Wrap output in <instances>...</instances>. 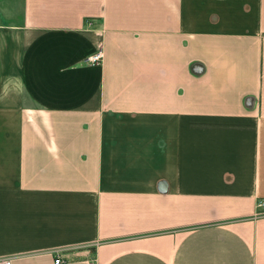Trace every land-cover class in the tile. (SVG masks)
<instances>
[{
  "label": "crops",
  "instance_id": "obj_1",
  "mask_svg": "<svg viewBox=\"0 0 264 264\" xmlns=\"http://www.w3.org/2000/svg\"><path fill=\"white\" fill-rule=\"evenodd\" d=\"M261 201L264 0H0V259L264 264Z\"/></svg>",
  "mask_w": 264,
  "mask_h": 264
},
{
  "label": "built area",
  "instance_id": "obj_2",
  "mask_svg": "<svg viewBox=\"0 0 264 264\" xmlns=\"http://www.w3.org/2000/svg\"><path fill=\"white\" fill-rule=\"evenodd\" d=\"M103 58H104V50L102 48H98L93 53L87 55L83 59V63L87 65H98L102 63ZM259 205L260 208L261 207L264 208V201H261ZM56 253H57V257L55 258V264H63L65 262V259L62 256H60L58 252ZM0 264H12V263L9 258H2L0 259Z\"/></svg>",
  "mask_w": 264,
  "mask_h": 264
},
{
  "label": "rangeland",
  "instance_id": "obj_3",
  "mask_svg": "<svg viewBox=\"0 0 264 264\" xmlns=\"http://www.w3.org/2000/svg\"><path fill=\"white\" fill-rule=\"evenodd\" d=\"M263 211V210H262Z\"/></svg>",
  "mask_w": 264,
  "mask_h": 264
}]
</instances>
